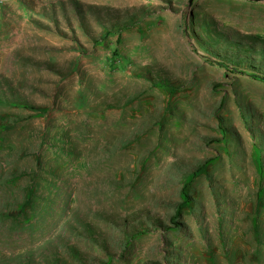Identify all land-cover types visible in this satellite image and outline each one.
Returning <instances> with one entry per match:
<instances>
[{
	"label": "rangeland",
	"instance_id": "1",
	"mask_svg": "<svg viewBox=\"0 0 264 264\" xmlns=\"http://www.w3.org/2000/svg\"><path fill=\"white\" fill-rule=\"evenodd\" d=\"M0 264H264V0H0Z\"/></svg>",
	"mask_w": 264,
	"mask_h": 264
},
{
	"label": "trees",
	"instance_id": "2",
	"mask_svg": "<svg viewBox=\"0 0 264 264\" xmlns=\"http://www.w3.org/2000/svg\"><path fill=\"white\" fill-rule=\"evenodd\" d=\"M253 75H256L257 76L258 74H253Z\"/></svg>",
	"mask_w": 264,
	"mask_h": 264
}]
</instances>
